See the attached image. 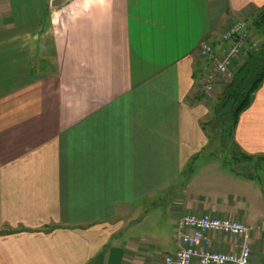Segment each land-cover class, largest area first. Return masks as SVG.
Instances as JSON below:
<instances>
[{"label":"crops","instance_id":"obj_1","mask_svg":"<svg viewBox=\"0 0 264 264\" xmlns=\"http://www.w3.org/2000/svg\"><path fill=\"white\" fill-rule=\"evenodd\" d=\"M50 1L0 0V264H149L120 235L142 206L170 209L173 238L183 214L239 220L250 264H264V177L222 170L209 150L201 127L219 95L199 93L198 57L264 0ZM233 142L264 159V82ZM207 167L223 184L216 201L191 183ZM213 241L225 252L239 242Z\"/></svg>","mask_w":264,"mask_h":264},{"label":"built area","instance_id":"obj_2","mask_svg":"<svg viewBox=\"0 0 264 264\" xmlns=\"http://www.w3.org/2000/svg\"><path fill=\"white\" fill-rule=\"evenodd\" d=\"M258 47L244 20L227 25L217 43L203 41L198 50V57L203 61L199 93L208 96L220 82H230L236 67ZM251 231L239 220L183 214L176 227L177 248L162 259V264H250L248 235ZM214 236L222 241L234 238L239 242L233 252L215 250Z\"/></svg>","mask_w":264,"mask_h":264},{"label":"trees","instance_id":"obj_3","mask_svg":"<svg viewBox=\"0 0 264 264\" xmlns=\"http://www.w3.org/2000/svg\"><path fill=\"white\" fill-rule=\"evenodd\" d=\"M249 28L259 37V47L244 63L236 67L230 82L221 85L217 102L212 108V117L201 128L209 150L224 166L234 169L237 164H249L244 174L256 177L259 176L260 169L255 166H262L260 164H263L264 159L237 154L233 134L239 117L251 105L254 94L264 82V11L254 17ZM231 151L235 156L227 159L225 156Z\"/></svg>","mask_w":264,"mask_h":264},{"label":"rangeland","instance_id":"obj_4","mask_svg":"<svg viewBox=\"0 0 264 264\" xmlns=\"http://www.w3.org/2000/svg\"><path fill=\"white\" fill-rule=\"evenodd\" d=\"M247 26L252 40L254 39L257 42H260L259 37L255 34L253 29L249 28L250 24H247ZM222 84L224 83L220 82V85L216 86L214 91L208 96H204V98H207V100L212 98L213 102H215L214 100L217 95H219ZM233 151H231V153L229 152V154H233ZM232 156L234 157L235 154ZM221 169L229 171L230 167H224ZM261 169H263V167ZM218 173L219 172L214 171L211 167H207L206 169H197L194 180H191V183L192 181L193 183L196 182L195 184H197V186H194L193 188L200 191L198 193H196L197 191L195 192L196 195L201 197L200 199H209L216 201L217 199L222 197L221 194L223 195L224 190L222 182L221 184L215 185L216 181H212L213 177H217ZM258 175L264 177L263 171L259 170ZM152 201L154 202L155 200ZM142 207L139 209V213L141 212V215L135 214L134 212V216L131 215L130 217H128V221H126V227L120 235H123L124 239L132 240V242H128L129 249L136 250L134 246L138 248V245L143 244V246H145L144 253L147 257H149V264H155L159 261V259H161L166 251H170L175 248L174 241L176 240V232H174V239L172 231V223L174 222V217L172 216L173 214L169 212V208L166 209L165 207H163L162 210L159 208L153 211L151 207L146 209H142ZM133 211H131V214L133 213ZM149 211V216H147L142 225H138L133 222V220H135L137 217L139 218L137 219L141 221L145 214ZM141 236H145L146 238H148L147 243H137L136 245L134 241L139 240ZM166 240L169 242L167 243L169 246L168 248H165V246H163L164 241ZM263 241L259 240L258 243L262 245Z\"/></svg>","mask_w":264,"mask_h":264},{"label":"water","instance_id":"obj_5","mask_svg":"<svg viewBox=\"0 0 264 264\" xmlns=\"http://www.w3.org/2000/svg\"><path fill=\"white\" fill-rule=\"evenodd\" d=\"M68 0H51L49 3L50 9H57L63 6Z\"/></svg>","mask_w":264,"mask_h":264}]
</instances>
